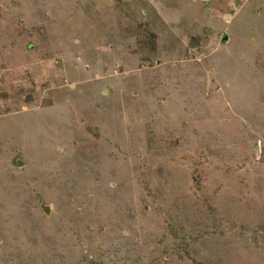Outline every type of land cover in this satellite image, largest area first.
<instances>
[{
	"label": "rangeland",
	"instance_id": "obj_1",
	"mask_svg": "<svg viewBox=\"0 0 264 264\" xmlns=\"http://www.w3.org/2000/svg\"><path fill=\"white\" fill-rule=\"evenodd\" d=\"M0 264H264V0H0Z\"/></svg>",
	"mask_w": 264,
	"mask_h": 264
},
{
	"label": "water",
	"instance_id": "obj_2",
	"mask_svg": "<svg viewBox=\"0 0 264 264\" xmlns=\"http://www.w3.org/2000/svg\"><path fill=\"white\" fill-rule=\"evenodd\" d=\"M17 164L19 166H21L23 163H22V161H17ZM42 209L45 211L46 214H48L50 212V207H48L46 205H42Z\"/></svg>",
	"mask_w": 264,
	"mask_h": 264
}]
</instances>
